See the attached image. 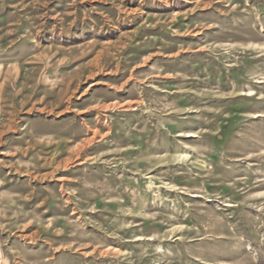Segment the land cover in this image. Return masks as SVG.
Masks as SVG:
<instances>
[{
  "label": "rangeland",
  "instance_id": "374dc122",
  "mask_svg": "<svg viewBox=\"0 0 264 264\" xmlns=\"http://www.w3.org/2000/svg\"><path fill=\"white\" fill-rule=\"evenodd\" d=\"M0 264H264V0H0Z\"/></svg>",
  "mask_w": 264,
  "mask_h": 264
}]
</instances>
